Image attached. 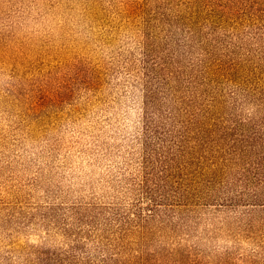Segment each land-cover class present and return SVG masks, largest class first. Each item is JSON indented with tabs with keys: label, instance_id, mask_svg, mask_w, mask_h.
Instances as JSON below:
<instances>
[{
	"label": "rangeland",
	"instance_id": "rangeland-1",
	"mask_svg": "<svg viewBox=\"0 0 264 264\" xmlns=\"http://www.w3.org/2000/svg\"><path fill=\"white\" fill-rule=\"evenodd\" d=\"M254 88L264 0H0V264H264V204L192 197Z\"/></svg>",
	"mask_w": 264,
	"mask_h": 264
},
{
	"label": "trees",
	"instance_id": "trees-1",
	"mask_svg": "<svg viewBox=\"0 0 264 264\" xmlns=\"http://www.w3.org/2000/svg\"><path fill=\"white\" fill-rule=\"evenodd\" d=\"M149 81L147 104L150 108L157 103L158 93ZM247 100L252 107L245 114L244 108L238 106L234 109L236 113L224 116L212 103L207 117L195 122L196 137L207 153L198 158L203 156L208 164L197 171L200 180L194 187L193 198L204 197L200 188H206L202 178L205 177L210 189L206 188L209 193L204 198L208 200L264 204V89L250 90L243 104Z\"/></svg>",
	"mask_w": 264,
	"mask_h": 264
}]
</instances>
